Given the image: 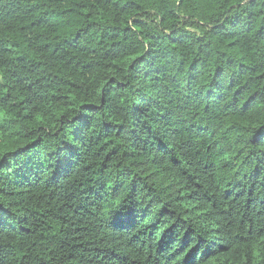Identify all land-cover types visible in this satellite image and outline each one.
Masks as SVG:
<instances>
[{
    "label": "trees",
    "instance_id": "16d2710c",
    "mask_svg": "<svg viewBox=\"0 0 264 264\" xmlns=\"http://www.w3.org/2000/svg\"><path fill=\"white\" fill-rule=\"evenodd\" d=\"M185 6L0 0V112L15 115L0 122V154L8 153L0 195L35 201L21 217L0 206V238L66 252L58 264H264V161L254 165L232 143L231 130L251 123L249 105L240 93L224 103L246 79L264 81L255 75L264 69V20L257 28L259 13L225 17L197 34L189 29L207 26L182 16ZM117 69L121 78L105 77L91 102L96 78ZM201 97L223 114L218 133L220 117L197 110ZM37 116L44 123L34 125ZM160 139L167 151L156 150ZM72 175L74 187L51 179ZM120 195H128L123 213L96 222L91 209ZM11 254L0 244V264Z\"/></svg>",
    "mask_w": 264,
    "mask_h": 264
},
{
    "label": "clouds",
    "instance_id": "9594fccd",
    "mask_svg": "<svg viewBox=\"0 0 264 264\" xmlns=\"http://www.w3.org/2000/svg\"><path fill=\"white\" fill-rule=\"evenodd\" d=\"M176 3H179V0H176ZM260 4L264 5V0H260ZM67 7H75L74 4L66 5ZM155 10V9H153ZM259 13L256 27L259 28V21L264 20V8L257 6L255 9L248 8V0H204L203 3H194L192 0H186V6L184 10L180 13L182 16L187 17L191 16L192 19L199 22L201 25H206V28H190V31H194L197 34H203L206 32L208 28L212 27L216 23H222L225 17H233L236 15H240L242 19L247 20L250 14ZM163 14V13H161ZM134 15V13H132ZM255 36V29L249 33L248 39L252 40ZM137 40H142L143 36L135 37ZM147 45L145 44V50ZM23 54V53H19ZM140 54L143 55V51H140ZM118 64L119 68L125 67L121 61L115 62ZM254 63H260L259 60L254 61ZM117 70H112L111 72H106L99 75L96 78L95 90H96V98L91 101L93 103L100 102V92L104 89V84L107 83L105 77L115 78L119 80L121 77L117 75ZM124 75H127V70L125 68ZM256 76L264 75V69L255 74ZM255 77L248 78L244 82H242L241 86L234 90L232 94L229 95V98L224 101L225 104L229 103L232 99V95L235 93H240L241 99L239 104L241 107L243 105H249V119L251 121L250 125L247 127L231 130L230 135L232 136V143L236 145V151L243 150V153L248 156L250 160L253 161L254 165H258L261 161H264V81L254 82ZM103 81V82H102ZM247 86V87H246ZM82 103H87L88 101H84L81 98ZM121 104L124 101H120ZM195 103L200 104V108L197 109L201 116H204L206 119L213 118V115L220 117L219 120L216 121V125L218 127V131L223 129L224 118L223 114L219 108L208 102L207 97H201L195 101ZM208 108V112H204V108ZM222 107V106H221ZM103 117L105 119L110 120L113 124L120 123L124 124L125 121L123 119L117 118L116 115L110 114V112H104ZM100 117H98L99 120ZM7 120H14L15 115L5 116L3 112H0V122ZM35 124H42L44 121L40 116H37L34 120ZM219 137H213V140H218ZM163 139L158 140L156 145L157 151H167L168 146L163 143ZM151 142V141H149ZM212 143V141H209ZM174 149L178 148L177 144H172ZM36 144L33 142L32 148H35ZM21 150H28V145L23 146L20 150H15L13 152H19ZM95 150V149H94ZM8 155V153L0 154V158ZM191 159V157H188ZM91 163V161H89ZM47 178V174H46ZM52 182L56 183L61 179H67L69 184H73L74 181H78L80 179L79 176L72 175L69 178L52 176ZM115 179V175L109 178V183L107 187L110 189L112 187V180ZM128 183H132L128 181ZM74 187V184H73ZM127 198L128 195H120L115 199H106L102 202L99 207H93L91 209L92 214L96 217V222L103 223L105 219H110L116 213H123L127 206ZM28 196H14L11 198H6L3 195H0V206L5 209H10L13 213L14 217H21L24 215V209L31 208L34 206L35 201L33 203H29ZM9 223H12L13 226L18 228L27 229L30 227L28 224L18 223L17 221L10 219ZM223 228V225L221 226ZM35 239V237L33 238ZM212 240L209 237V242ZM0 244L5 246L12 254L9 255L6 259L5 264H27L24 261V258L27 256L29 260H48L51 264H58L61 260L62 256H66V252H61L55 249V247H49L46 251H40L38 248L33 249L31 247V242L29 241H21L19 236L9 235L8 237L0 238ZM31 249V251H29ZM51 253V254H50Z\"/></svg>",
    "mask_w": 264,
    "mask_h": 264
}]
</instances>
